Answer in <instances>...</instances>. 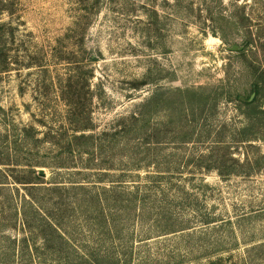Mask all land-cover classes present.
Segmentation results:
<instances>
[{"label": "rangeland", "instance_id": "rangeland-1", "mask_svg": "<svg viewBox=\"0 0 264 264\" xmlns=\"http://www.w3.org/2000/svg\"><path fill=\"white\" fill-rule=\"evenodd\" d=\"M0 264H264V0H0Z\"/></svg>", "mask_w": 264, "mask_h": 264}, {"label": "water", "instance_id": "water-1", "mask_svg": "<svg viewBox=\"0 0 264 264\" xmlns=\"http://www.w3.org/2000/svg\"><path fill=\"white\" fill-rule=\"evenodd\" d=\"M236 48H237V46H233V47H232V49H236Z\"/></svg>", "mask_w": 264, "mask_h": 264}]
</instances>
